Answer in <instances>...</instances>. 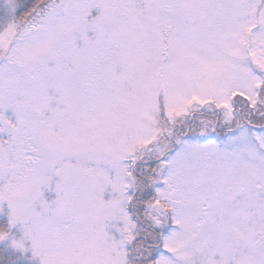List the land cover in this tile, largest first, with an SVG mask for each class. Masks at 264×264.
Wrapping results in <instances>:
<instances>
[{
    "label": "snow or ice",
    "instance_id": "obj_1",
    "mask_svg": "<svg viewBox=\"0 0 264 264\" xmlns=\"http://www.w3.org/2000/svg\"><path fill=\"white\" fill-rule=\"evenodd\" d=\"M0 264H264V0H0Z\"/></svg>",
    "mask_w": 264,
    "mask_h": 264
}]
</instances>
